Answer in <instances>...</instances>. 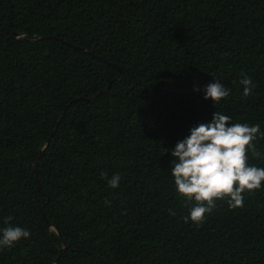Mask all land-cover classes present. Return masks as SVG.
<instances>
[{
	"label": "trees",
	"instance_id": "trees-1",
	"mask_svg": "<svg viewBox=\"0 0 264 264\" xmlns=\"http://www.w3.org/2000/svg\"><path fill=\"white\" fill-rule=\"evenodd\" d=\"M214 111L264 132V0H0V264H264V187L183 219L169 150Z\"/></svg>",
	"mask_w": 264,
	"mask_h": 264
},
{
	"label": "clouds",
	"instance_id": "clouds-1",
	"mask_svg": "<svg viewBox=\"0 0 264 264\" xmlns=\"http://www.w3.org/2000/svg\"><path fill=\"white\" fill-rule=\"evenodd\" d=\"M214 81V80H213ZM245 97L255 88L246 75L239 81ZM204 99L218 104L230 95L222 83L214 81L204 89ZM264 138L260 125L231 123V117L214 111L210 123H201L190 129L189 135L169 150L173 158L171 177L178 196L189 203L187 223L201 224L216 202L226 201L229 208L243 207L245 194L264 187V167L248 163V153L254 158H264L255 141ZM120 176L113 175L108 187H118ZM174 214V213H173ZM11 217L0 228V248H10L30 232L11 225Z\"/></svg>",
	"mask_w": 264,
	"mask_h": 264
},
{
	"label": "water",
	"instance_id": "water-1",
	"mask_svg": "<svg viewBox=\"0 0 264 264\" xmlns=\"http://www.w3.org/2000/svg\"><path fill=\"white\" fill-rule=\"evenodd\" d=\"M78 50H79V51H83V49H78ZM93 57L97 58L96 55H93ZM110 65L114 66L113 64H110ZM114 67H115L116 69L119 70L118 67H116V66H114ZM119 71H120V70H119ZM120 73H121V71H120ZM100 93H101V92H99L98 94H100ZM94 98H95V97H94ZM77 100H83V98H78ZM52 137H53V133H52V135L49 137V139L47 140V145L50 143ZM38 161H39V160H37V161L34 163V169L36 168Z\"/></svg>",
	"mask_w": 264,
	"mask_h": 264
}]
</instances>
